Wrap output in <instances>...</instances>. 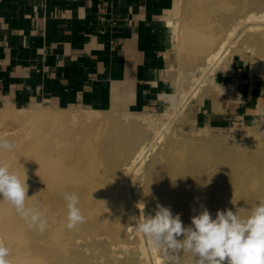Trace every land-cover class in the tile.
<instances>
[{"label":"rangeland","instance_id":"1","mask_svg":"<svg viewBox=\"0 0 264 264\" xmlns=\"http://www.w3.org/2000/svg\"><path fill=\"white\" fill-rule=\"evenodd\" d=\"M185 1L177 4L168 22L171 29L169 75L173 82L169 105L135 112L81 106L55 109L37 104L0 106V136L16 146L11 152L0 151V161L10 167L20 160L17 151L26 149L37 132L45 127L44 122H32L35 117L46 113L87 116L89 121L67 122L69 129L64 131L65 138L71 141L70 145L78 141L77 147H82V140L88 134L84 132L94 126L99 134L90 143L100 154L96 164L97 179L108 181V187L113 184L117 187L115 190L124 189L129 196L128 205L136 208L137 215L140 204V207L145 205V215L155 213L156 208L145 204L146 197H176L168 207L174 210L178 199L204 194L214 205L210 212L213 217L217 203L222 205V210H237L241 216H246L264 200V5L241 8L229 2V7L223 6L209 14L200 12L199 2L187 0L184 4ZM249 13L256 15V20L238 23L240 16ZM198 14H209L210 19L201 24L202 27L194 18ZM196 28L199 33L194 37ZM107 118H115L123 126L105 127ZM190 167L191 170L185 172ZM240 182L252 183L253 189L236 193ZM168 204L171 203L162 206ZM126 210L124 217L128 218ZM10 212L6 211L8 216L12 215ZM196 214L191 213V216ZM131 231H125V237L119 239L114 234L108 243L99 236L101 244L96 254H107L108 246L114 251L112 260L121 257L119 261H123L124 258L123 264H192L188 261V257H193L191 253L186 256L179 252L172 256V252L166 254L162 248L152 250L145 236ZM28 233L36 237L37 240L30 237L33 242H45L42 240L44 232L29 228ZM0 238L10 249L11 264H16L11 259L22 258L17 252L19 246L32 244L25 237L5 235L1 230ZM173 257H177L179 263H174ZM191 260L195 264V258ZM119 261L117 263L121 264Z\"/></svg>","mask_w":264,"mask_h":264},{"label":"crops","instance_id":"2","mask_svg":"<svg viewBox=\"0 0 264 264\" xmlns=\"http://www.w3.org/2000/svg\"><path fill=\"white\" fill-rule=\"evenodd\" d=\"M179 1L0 0V106L169 105L168 22Z\"/></svg>","mask_w":264,"mask_h":264},{"label":"bare ground","instance_id":"3","mask_svg":"<svg viewBox=\"0 0 264 264\" xmlns=\"http://www.w3.org/2000/svg\"><path fill=\"white\" fill-rule=\"evenodd\" d=\"M190 1L191 0L188 2ZM196 1L200 3L198 7L201 10L200 12L208 11L209 14L210 11L220 10L223 6L226 8L229 7V2L231 5H239L241 8H252L264 5V0H195V2ZM186 2L187 0L184 4ZM181 4L183 3L181 2ZM192 8L191 10H193ZM207 15L200 16L198 14L194 16L198 21V26H201V24L204 22L206 23V21L210 19ZM254 18H257V16L249 13L240 16L237 21L238 23H242L243 21L247 22L251 19L256 20ZM193 26L192 23L191 28H193ZM198 26L197 28L199 29ZM205 27L208 26L205 25ZM191 28H189V30H191ZM197 28L193 31L194 37L199 33ZM230 31L232 32V30ZM226 34H228V32ZM205 35L207 36V34ZM222 41L221 42L224 43V40ZM218 50H221V47ZM216 51L214 52L215 54ZM211 54L209 55L210 57ZM215 54L212 56L213 59L216 57ZM212 58H210V60ZM89 120L90 118L87 116L69 117L66 115L49 113L41 114L32 120V122H44L43 124H45V127L41 128L43 130L37 132L38 135L34 137V140L26 149H19L17 151L20 160L17 159L14 161L15 163H12L9 168L10 171L17 173L21 178H23L24 169H26V174L28 176L26 182L29 186L27 195L30 198L26 201V205H38L40 211L47 219L48 227L43 234L42 240H45V242L43 244L33 242L31 239H37L28 233L29 227L25 220L16 213L14 207L8 202L0 200L1 232L5 235L25 237L26 240L32 243L31 245L30 243H23L24 247L19 246L17 252L22 258L11 259L12 262L14 261L16 264H118L117 260L119 261L121 257L118 259L113 258L112 260L111 252L114 251L106 246V244L104 245L106 246L107 250H105V252L107 254H96V249L101 244L100 241H98L99 236H103L104 240L106 239L105 242L108 243L114 234L118 239L124 238L125 231L127 230H132V234H135L136 231L133 226L136 221L133 217L137 218V216H140L141 210H139V215H137V213H135L137 212L136 208L130 203V205H128L129 196L123 191L124 189L115 190L117 187L114 188L113 184L108 187V181H100L97 179L99 177L97 162L100 160V154L99 151L97 153L94 149V144L90 143V141L92 138L97 137L99 132L93 129L94 126L87 129L84 133L88 134L82 140V147H77L78 141H74L72 142L74 145H70L71 141L65 138L67 136L64 131L69 129V126L65 125L67 122H85ZM104 120L106 123L105 127L110 125H116L118 127L123 126V123L115 118H107ZM159 138H161V135ZM74 139L78 140V136H75ZM162 168L163 170L167 169V167L166 169L165 167ZM190 170L191 167L185 170V172ZM251 185L253 184L244 185L240 182V185L238 184L235 188L236 193L241 192L242 189L246 191L252 190L253 186L251 188ZM63 193H76L79 196L78 206L86 218L85 223L79 224L71 230L67 228V207L63 198ZM116 194H118V196H116ZM172 199H176V197H169L166 199L161 197L153 199L150 197L144 198L145 204L153 209H155L158 204L163 205V203L166 202L171 203L166 207L172 206L175 202V200ZM178 200L179 203L176 209H170L172 213L180 214L185 226L191 223V213H199L205 207L211 212L214 206L208 202L209 200H207L204 194L201 196L182 197ZM216 205L217 210H222V205L219 203ZM140 206L141 204L139 207ZM8 210L11 211V216H8L9 213H6ZM125 210L129 213L128 218L124 217ZM145 212H147V210L144 211V214ZM30 237L32 238L30 239ZM148 243L150 242L148 241ZM150 248L153 250V248L156 247L150 244ZM121 252L124 254L128 253L127 250H122ZM173 255L176 256L175 253H172V256ZM180 255H183V253ZM185 255L189 256L190 254L186 253ZM191 259H193V257H188V261L194 264V261ZM124 261H126V259L123 258V261L119 262L123 264ZM173 261L174 263H179V259H173Z\"/></svg>","mask_w":264,"mask_h":264},{"label":"clouds","instance_id":"4","mask_svg":"<svg viewBox=\"0 0 264 264\" xmlns=\"http://www.w3.org/2000/svg\"><path fill=\"white\" fill-rule=\"evenodd\" d=\"M165 95V94H162ZM171 101L172 97H168ZM15 144L0 136V151H13ZM28 176L23 178L10 171L0 161V200L8 202L25 220L30 229L43 233L48 222L38 205L27 206ZM67 207L69 230L85 223L86 218L79 208L76 193H63ZM144 207L133 226L137 233L145 236L150 244L162 248L165 253H191L195 264H264V200H260L246 216L237 210H217L215 216L205 207L191 217L185 226L180 214L173 215L168 207L157 205L154 215H145ZM10 249L0 240V264H11ZM173 259H178L173 257Z\"/></svg>","mask_w":264,"mask_h":264}]
</instances>
